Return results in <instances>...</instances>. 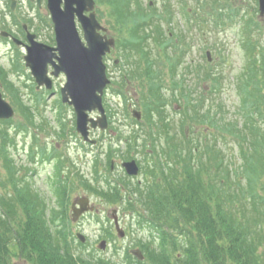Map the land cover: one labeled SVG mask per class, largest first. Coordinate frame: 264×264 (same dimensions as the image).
Returning <instances> with one entry per match:
<instances>
[{
	"label": "rangeland",
	"instance_id": "rangeland-1",
	"mask_svg": "<svg viewBox=\"0 0 264 264\" xmlns=\"http://www.w3.org/2000/svg\"><path fill=\"white\" fill-rule=\"evenodd\" d=\"M129 2L133 10L143 15L148 13L149 6L153 7L150 13L163 9L168 13L163 24L156 17L160 23L157 29H148L149 37L141 43L146 50L139 51L129 41L131 34L111 16L110 4L96 0L98 18L117 46L105 58L111 79L104 93L109 128L93 131L91 135L98 142L91 144L76 131L75 111L58 108L55 95L42 94L35 88L24 60L25 50L1 35L4 30L23 39V25L27 24L33 32L42 34L44 40L53 38L48 8L43 3L39 11L29 0H19L12 10L10 0H0V87L15 109L11 121L0 122V198L14 193V183L28 185L40 198L36 204L45 208L48 219L56 222L53 235L57 236L56 229L66 230L72 242L69 248L76 255L105 258L114 264H136L132 250L143 249L149 240L155 246L160 242L158 239L153 242L152 235L155 237L158 231L148 224L141 205L133 212L125 208L121 199L104 195L111 188L122 189L125 195L129 192L122 184L121 178H128L121 163L128 157L143 161L144 153L152 148L147 147L150 143L163 153L166 161L171 160L170 151L175 146L186 157L190 148L213 146V140L218 141L213 137L216 133L213 118L220 124L232 121L242 128L247 108L240 88L248 77L253 58L258 65L264 60V17L260 14L259 0ZM164 4L167 6L163 7ZM158 31H163L162 36ZM146 58L154 62L152 69L146 66ZM116 59L122 61L123 71L116 67ZM153 69L155 77L150 80L147 73ZM258 76L264 78L261 69ZM65 81L60 76L57 88ZM152 92V96L157 94L161 99L158 106H146L147 96ZM146 107L158 108L153 113L154 121L148 119ZM134 108L142 112V119L132 115ZM259 124L264 130V119H259ZM218 148L224 152L235 177L243 164L237 138L233 135L220 138ZM200 158V155L195 158L197 167L201 165ZM144 167L138 176L130 177L131 183L144 187L152 179L145 174ZM13 176L16 181H10ZM80 197H88L94 209L77 223L72 221L71 204ZM114 209L126 232L124 237H119L115 230ZM24 215V208H20L19 217L24 219ZM77 232L83 233L87 241L81 243ZM103 239L107 240L105 249L99 246ZM10 248L11 264H29L20 259L16 245Z\"/></svg>",
	"mask_w": 264,
	"mask_h": 264
},
{
	"label": "trees",
	"instance_id": "trees-1",
	"mask_svg": "<svg viewBox=\"0 0 264 264\" xmlns=\"http://www.w3.org/2000/svg\"><path fill=\"white\" fill-rule=\"evenodd\" d=\"M105 1L110 4L115 22L131 34L129 41L139 51L146 50L141 43L149 37L148 29H157L159 19H164L168 13L163 8L164 11L150 13L153 7L149 6L148 13L143 15L133 10L129 0ZM157 33L162 36L163 31ZM257 63L253 58L248 77L240 88L247 108L243 129L232 121L220 124L213 118L215 140L227 135L237 138L243 158L241 172L232 176L234 171L218 148V141L213 140V146L190 148L187 157L175 146V150L170 151V161L150 143L147 147L152 148L140 161L141 166L145 165V174L152 178L147 185L133 184L127 176L128 179L121 178L129 190L126 195L117 188L104 192L111 199H121L125 208L133 212L141 205L147 213L148 224L158 231V235L152 237L153 242L158 239L159 244L151 245L149 240V246H143L145 261L136 264H264V130L259 124V119H264V78L258 76L260 69L264 74V60L260 66ZM153 65L154 62L147 64L149 69ZM152 71L147 73L150 80L155 77L154 69ZM152 94L147 96L146 106L161 103L159 95ZM146 109L148 119L154 121L153 113L158 108ZM246 144H249L248 149ZM129 148H133V144H129ZM198 155L201 157L199 167L194 163ZM12 180L17 179L13 176ZM38 200L28 185L18 183H14L13 194L1 196L0 264H11L13 244L19 256L32 264H107L102 259L73 254L70 249L64 254L62 237L66 232L56 229L57 236L53 235L57 224L48 219L44 207L36 204ZM139 201L142 204H138ZM22 207L24 219L19 217Z\"/></svg>",
	"mask_w": 264,
	"mask_h": 264
},
{
	"label": "water",
	"instance_id": "water-1",
	"mask_svg": "<svg viewBox=\"0 0 264 264\" xmlns=\"http://www.w3.org/2000/svg\"><path fill=\"white\" fill-rule=\"evenodd\" d=\"M259 3L260 13L264 16V0H259ZM15 5L16 0H12V7ZM95 7V0H48L57 44L53 47L37 41L36 35L28 31L29 44L25 55L26 65L38 88L42 86H46L47 89L53 88V79L48 73L49 63L54 65V76L60 73L66 75V83L61 88L63 101L74 106L76 129L85 141L92 143H96V140L90 137L91 129L105 130L109 125L103 95L111 80L107 74L104 57L116 45L115 39L102 34L107 28L98 20ZM78 23L81 25L83 35ZM25 28L27 29V26ZM1 34L9 35L6 31H2ZM13 39L17 44L22 43L16 37ZM94 111L99 112L97 118L91 116ZM14 114L13 106L0 90V119H10ZM133 114L141 119V111L133 110ZM122 166L129 175L139 174L140 167L135 159L124 161ZM93 209L94 206L90 205L88 197L76 199L72 205L73 221H77L83 213ZM112 216L119 235L123 237L125 231L119 225L117 209L113 210ZM78 236L82 241L85 240L83 235ZM101 247L105 248L104 242L101 243ZM134 253L143 259L141 250Z\"/></svg>",
	"mask_w": 264,
	"mask_h": 264
},
{
	"label": "flooded vegetation",
	"instance_id": "flooded-vegetation-1",
	"mask_svg": "<svg viewBox=\"0 0 264 264\" xmlns=\"http://www.w3.org/2000/svg\"><path fill=\"white\" fill-rule=\"evenodd\" d=\"M18 1L19 0H17V2H16V5H15V7L13 8L12 7V0H10V8L12 9V10H15V8H16V6L18 5ZM29 2L31 3V4H34L35 6V8L36 9H38L39 11L40 10H42L43 9V6H44V4L46 5V7L48 8V5H47V0H29ZM44 3V4H43ZM48 11H49V9H47ZM28 28H29V26H28ZM23 29H24V27H23ZM28 31H31L32 33H34L35 35H36V40L37 41H40V42H43V43H45V44H47V45H50V46H56V40H55V34H54V39L52 38V36L49 38V39H43V36H42V34H39L38 32H33L30 28H29V30ZM10 34H12V33H10ZM23 34V39H20L21 40V44H18V45H20L24 50H25V53H26V51H27V46H28V44H29V40H28V32H27V30H25L24 29V33H22ZM13 36H16V35H14V34H12ZM7 38H9V39H11V36H6ZM17 37V36H16ZM12 40V39H11ZM112 55V53L111 54H108L107 56H111ZM24 57H25V55H24ZM54 60H56V59H54ZM115 63H116V67L119 69V71H123L124 69V65L121 63V62H119V60H115ZM29 69V68H28ZM30 71V70H29ZM53 71H54V65L52 64V63H49V65H48V73H49V75L52 77V79H53V88L52 89H47V87L46 86H42V87H40V88H38L37 87V84L35 85V88L36 89H38V90H40V92L42 93V94H48V96H53V95H55L56 96V106L59 108V106H62V107H64V108H67V109H69V110H74V107L72 106V105H70V104H68V103H66V102H64L63 101V96H62V92H61V88H62V86H60L59 88H57V79L58 78H60V76H63V77H65L66 78V76H65V74L64 73H60L58 76H54L53 75ZM31 73V72H30ZM35 81V80H34ZM36 83V82H35ZM82 218V216L80 217V219ZM79 219V220H80ZM78 223V222H77ZM79 225V224H78ZM114 226H115V230H116V224H115V221H114ZM65 232H66V230H65ZM117 232V231H116ZM79 233H81V232H77L76 233V236H77V238H78V234ZM81 234H83V233H81ZM62 245L65 247L64 248V251L66 252V254H68L69 253V249H70V251L73 253V254H77L76 253V251L72 248H69V246H72V242H70L69 241V234L68 233H66V235L64 236V237H62ZM66 240V241H65ZM78 240L81 242V243H83V242H85V241H87V237L85 236V240L84 241H81L79 238H78ZM102 242H104V245H105V247H106V245H107V240L106 239H103L101 242H100V244H99V246H100V248H101V243ZM82 245V244H81ZM102 249H105V248H102ZM133 251H135V249L134 250H132V252ZM87 256H90V255H87ZM20 259L21 260H25V262L26 263H29V264H32V263H30L27 259H25L24 257H21L20 256ZM96 259H98L99 260V258H96ZM102 260H104V261H106V263L107 264H114V263H108V261H109V259H105V258H101Z\"/></svg>",
	"mask_w": 264,
	"mask_h": 264
}]
</instances>
